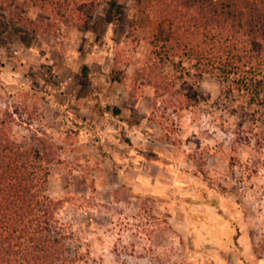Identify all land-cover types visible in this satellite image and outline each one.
<instances>
[{
  "label": "rangeland",
  "instance_id": "374dc122",
  "mask_svg": "<svg viewBox=\"0 0 264 264\" xmlns=\"http://www.w3.org/2000/svg\"><path fill=\"white\" fill-rule=\"evenodd\" d=\"M151 1L86 0L85 27L26 46L15 31L45 13L0 0V120L54 153L58 264H264V138L245 135L264 134V113L252 126L214 76L154 64Z\"/></svg>",
  "mask_w": 264,
  "mask_h": 264
},
{
  "label": "trees",
  "instance_id": "16d2710c",
  "mask_svg": "<svg viewBox=\"0 0 264 264\" xmlns=\"http://www.w3.org/2000/svg\"><path fill=\"white\" fill-rule=\"evenodd\" d=\"M29 4L45 13L49 23L25 20L35 27L15 32L26 46L25 34L37 36L58 23L82 29L93 9L86 0H29ZM116 6L110 4V22ZM150 13L158 27L151 44L160 62L154 64L162 67L163 60L177 58L185 76H191L190 70L199 79L214 76L243 109L249 124L255 125L257 114L264 113V0H228L219 5L215 0H152ZM158 69L152 64L150 73ZM5 119L0 120V264L64 263L65 237L57 234L58 202L46 195L54 153L45 140L38 148L14 140ZM245 135L264 138L259 132Z\"/></svg>",
  "mask_w": 264,
  "mask_h": 264
}]
</instances>
